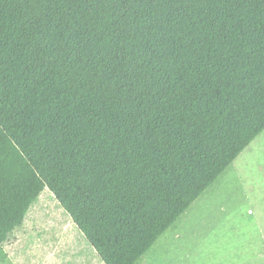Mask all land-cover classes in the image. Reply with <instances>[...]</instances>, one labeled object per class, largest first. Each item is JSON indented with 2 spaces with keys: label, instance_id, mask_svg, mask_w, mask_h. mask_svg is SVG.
I'll return each instance as SVG.
<instances>
[{
  "label": "trees",
  "instance_id": "obj_1",
  "mask_svg": "<svg viewBox=\"0 0 264 264\" xmlns=\"http://www.w3.org/2000/svg\"><path fill=\"white\" fill-rule=\"evenodd\" d=\"M263 131L264 0H0L20 224L52 195L105 264H136Z\"/></svg>",
  "mask_w": 264,
  "mask_h": 264
},
{
  "label": "rangeland",
  "instance_id": "obj_2",
  "mask_svg": "<svg viewBox=\"0 0 264 264\" xmlns=\"http://www.w3.org/2000/svg\"><path fill=\"white\" fill-rule=\"evenodd\" d=\"M36 210L0 201V264H105L52 195ZM136 264H264V131Z\"/></svg>",
  "mask_w": 264,
  "mask_h": 264
}]
</instances>
